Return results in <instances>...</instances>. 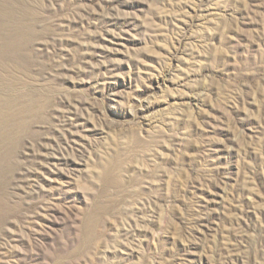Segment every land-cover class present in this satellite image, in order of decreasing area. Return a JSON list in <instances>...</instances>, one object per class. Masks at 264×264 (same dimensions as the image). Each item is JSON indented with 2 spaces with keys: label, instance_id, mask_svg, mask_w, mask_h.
I'll return each instance as SVG.
<instances>
[{
  "label": "rangeland",
  "instance_id": "obj_1",
  "mask_svg": "<svg viewBox=\"0 0 264 264\" xmlns=\"http://www.w3.org/2000/svg\"><path fill=\"white\" fill-rule=\"evenodd\" d=\"M0 12V264H264V0Z\"/></svg>",
  "mask_w": 264,
  "mask_h": 264
},
{
  "label": "bare ground",
  "instance_id": "obj_2",
  "mask_svg": "<svg viewBox=\"0 0 264 264\" xmlns=\"http://www.w3.org/2000/svg\"><path fill=\"white\" fill-rule=\"evenodd\" d=\"M16 3V2H15ZM36 5V4H35ZM24 6V5H23ZM11 8V7H10ZM28 9V8H27ZM13 11V10H12ZM28 11V10H27ZM9 13V12H8ZM5 14V13H4ZM32 14V13H31ZM11 15H13L12 13H11ZM4 21V17H3V14L0 12V29L2 30L3 28H7V27H10V29L12 28H14L13 26H12V24L13 23H11V25H9L10 23H8V24H2V22ZM14 24H16V23H14ZM21 24H23V23H21ZM20 25V24H19ZM22 26V25H21ZM24 27V26H23ZM15 29V28H14ZM4 30V29H3ZM16 30V29H15ZM20 30V29H19ZM15 32V31H14ZM22 33V32H21ZM7 35V34H6ZM12 35V34H11ZM17 35V34H16ZM8 36V35H7ZM9 38V37H8ZM18 39H20V38H18ZM21 40V39H20ZM13 41V40H12ZM14 41H16V40H14ZM19 41V40H18ZM23 41V40H22ZM22 43V42H21ZM20 44V43H19ZM5 45V46H4ZM3 46L4 47H7V48H10V47H13L14 46V43H9V42H7V44H4ZM15 45H16V43H15ZM21 45V44H20ZM3 48V47H2ZM15 48V47H14ZM17 48V47H16ZM19 48V47H18ZM4 49V48H3ZM13 48H11V50H12ZM10 50V49H9ZM5 51H6V49H5ZM8 52V51H7ZM10 52V51H9ZM16 59V58H15ZM2 78V77H1ZM6 79V78H5ZM11 84V83H10ZM8 86V85H7ZM9 87V86H8ZM11 87V86H10ZM2 97V96H1ZM5 99V98H4ZM7 100V99H6ZM5 101V100H4ZM9 101H11V100H9ZM9 101H7V102H9ZM12 102V101H11ZM8 105V104H7ZM10 106V105H9ZM4 107H6V106H4ZM1 109V108H0ZM14 109V108H13ZM17 109V108H16ZM20 109V108H19ZM5 110V109H4ZM9 110H11V108H9ZM6 111V110H5ZM5 111H0V129L2 130V128H6L5 130H8L7 129V127H9V125H10V123H12L11 122V116L10 115H8ZM8 111V110H7ZM14 111V110H13ZM11 111H9V113H10ZM17 113H20V112H18V111H16ZM14 113V112H13ZM27 114V113H26ZM13 115V114H12ZM21 115V114H20ZM19 116V115H18ZM31 116V115H30ZM13 117V116H12ZM13 119H15V118H13ZM19 119V118H18ZM28 120V119H27ZM17 121V120H16ZM15 122V121H14ZM19 122H21V123H23V120H18L16 123H19ZM30 122V121H29ZM15 124L16 126H19V127H21L22 128V124ZM13 124V123H12ZM14 125V124H13ZM12 125V126H13ZM29 125V124H28ZM30 126V125H29ZM18 127V128H19ZM10 128H11V126H10ZM9 128V129H10ZM20 128V129H21ZM14 129V128H13ZM12 131V130H11ZM18 131V130H17ZM9 133V132H8ZM8 133H5V134H8ZM4 136V135H3ZM6 136V135H5ZM3 137V139L4 138H6L7 139V137ZM8 136V135H7ZM17 136V135H16ZM8 137H10V136H8ZM15 138V137H14ZM17 138V137H16ZM8 140H11V139H8ZM3 141V140H2ZM6 142V141H5ZM8 142V141H7ZM10 142V141H9ZM13 143V142H12ZM15 144H16V142H15ZM13 145H14V143H13ZM109 170V169H108ZM92 229H94L91 225H88V227H86V230L87 231H93ZM86 231V232H87ZM84 232V231H83Z\"/></svg>",
  "mask_w": 264,
  "mask_h": 264
}]
</instances>
